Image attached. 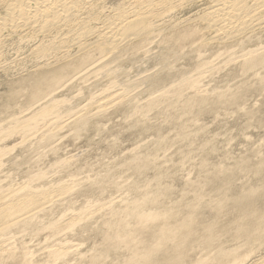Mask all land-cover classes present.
<instances>
[{
  "label": "rangeland",
  "instance_id": "1",
  "mask_svg": "<svg viewBox=\"0 0 264 264\" xmlns=\"http://www.w3.org/2000/svg\"><path fill=\"white\" fill-rule=\"evenodd\" d=\"M92 1L97 28L129 6ZM178 3L149 37L92 49L73 72L77 48L35 55L56 34L0 33V194H44L28 219L0 228V264L264 258V29L213 40L198 19L207 2Z\"/></svg>",
  "mask_w": 264,
  "mask_h": 264
},
{
  "label": "bare ground",
  "instance_id": "2",
  "mask_svg": "<svg viewBox=\"0 0 264 264\" xmlns=\"http://www.w3.org/2000/svg\"><path fill=\"white\" fill-rule=\"evenodd\" d=\"M176 1H179V3L176 4L179 7L182 4L192 3L195 1L207 2L206 4L208 5L205 8V11L203 10L204 12L202 16H200V18L198 17V19L202 22L201 25H203V28H199H201L203 31L205 30V32H211V38L213 40L234 39L246 35L250 32H259V30L264 29V0H128L129 6L126 8H122L117 12L115 11L116 13L114 12V14L109 17L107 16L104 20H102V25L100 28L90 25V23L95 19V16L92 14L93 11L89 7L90 0H0V5L3 6L2 10L4 9L3 16H0V33H2L5 29L15 31V33L19 30L22 31L23 29H25L31 31V33L38 35L42 34L48 36L49 34H56L54 36L57 37H55V39L57 40L54 39V42L57 41L56 43L58 45L55 46L52 43V39V42L51 40H48L52 44L48 45L47 42L46 46H40L41 48L37 47L38 49L36 48L37 50H35V55H46V57H48V54L54 55V53L59 49H62L64 50L63 52H66L65 50L68 48H77V52L79 51L83 53L81 58L79 57L77 63L75 64H70V62H68L69 64L66 65L67 68H72L73 72L78 68L79 70L82 69L83 65L90 62V58H92V56L90 57L91 53L88 52H90V50L92 49L98 51V53L100 52L104 55L106 53L108 55L120 49L125 44L133 42L135 39L142 40L149 37V35H151L152 32L157 29H154L155 24L153 26V22L164 18L170 13V11L173 12V8H175L174 4ZM88 37H94V41H92L91 43L86 42V39ZM261 47L263 48L264 46H259L258 49H260ZM259 54L256 57H258ZM65 55L66 54H64V56ZM74 57L76 58V56ZM53 59H55V57ZM67 59H69V57ZM65 60L66 59H64V61ZM250 60L247 59V61ZM91 61H93V59ZM260 61L264 64V48L263 54L259 59V62ZM72 62H74L73 59ZM251 64L253 63H250V65ZM65 75L63 73V76L62 74L61 76H59L60 78L57 75L55 77L59 78L60 80H64L67 77H64ZM53 76L49 78L51 79L49 81H52V79L57 80V78H54ZM62 77H64V79H62ZM42 78L43 77H41L40 79ZM43 79H47V77ZM46 81L48 82V80ZM58 82L59 81H57V83ZM49 109L52 110L53 107H50ZM53 113L54 112H46L44 114L40 111V114H38L37 117H42L44 115L42 118L46 119ZM31 120L32 119L25 121L24 124L30 125L37 122L35 120ZM22 130L26 131V129L23 128ZM43 195V192L27 191L25 187L0 194V205H5V207L0 210L1 230L6 229L10 225L29 217L34 211L38 209L39 206L42 205V202L44 201ZM127 216L130 217V214H128ZM139 216L140 221H148L155 217L152 214L148 213H142L139 214ZM221 252L222 251H218V253ZM150 254L151 252L148 254V256ZM148 256H146L145 254H137L132 260L129 261L128 264H135L136 261L144 260ZM223 257L225 260L220 264H240L241 261V259H239V257L237 256V251H233L227 256L223 255ZM227 258H230V260L226 261ZM253 264H264V258L261 257V259L257 260Z\"/></svg>",
  "mask_w": 264,
  "mask_h": 264
}]
</instances>
